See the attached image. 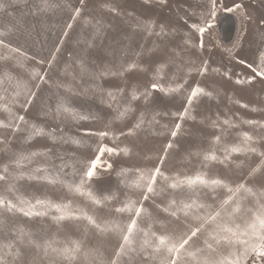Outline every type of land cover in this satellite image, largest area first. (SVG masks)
Returning a JSON list of instances; mask_svg holds the SVG:
<instances>
[{
	"label": "rangeland",
	"instance_id": "rangeland-1",
	"mask_svg": "<svg viewBox=\"0 0 264 264\" xmlns=\"http://www.w3.org/2000/svg\"><path fill=\"white\" fill-rule=\"evenodd\" d=\"M0 5V121L8 125L0 127V175L6 177L0 197L16 206L0 208V257L6 262L67 264L51 250L46 256L43 246H71L75 240L81 253L72 264H161L167 252L142 249L144 231L187 238L200 223L193 217L219 211L229 196V208L238 204L240 211L228 223L243 228L264 205V78L247 66L258 68L264 55V0H216L214 19L210 0H0ZM225 14L233 19L229 40L227 32H219ZM192 25L204 27L203 36ZM197 86L203 92L189 105ZM234 147L241 151L232 152ZM94 161L89 179L85 173ZM157 168L162 175L154 192L143 182L136 186L142 172ZM197 175L223 184L170 187L177 178ZM81 180L100 204L69 189ZM241 184L251 191L233 194L224 186ZM38 199L70 205L66 211L74 216L83 210L101 227L82 216L56 220L60 213L37 205ZM173 200L177 206L195 201L205 207H193L188 216L178 212L177 218L171 215ZM129 201L143 207L139 218L116 211ZM21 208L46 215L26 216ZM130 219L143 231H135L132 245L117 256L122 238L113 225L126 226ZM214 228L207 225L185 246L180 264H196L188 251L201 250L198 259L211 261L242 253L241 244L213 240L208 233ZM21 229L41 247L29 244L27 235L21 243Z\"/></svg>",
	"mask_w": 264,
	"mask_h": 264
},
{
	"label": "snow or ice",
	"instance_id": "snow-or-ice-1",
	"mask_svg": "<svg viewBox=\"0 0 264 264\" xmlns=\"http://www.w3.org/2000/svg\"><path fill=\"white\" fill-rule=\"evenodd\" d=\"M45 7H47V4L45 3ZM236 8H241L242 5L237 4L235 5ZM3 5H0V10H2ZM233 9H228V11H232ZM77 15H79V11L77 10ZM216 15V0H210V8H209V16L211 18H215ZM210 26V25H209ZM193 28H196V31L203 36V33L205 32L204 27L197 28L196 25H192ZM0 35H3V33H0ZM3 44V41H0V45ZM6 46V45H5ZM200 47H203V41L201 40ZM11 51H18V49H11ZM240 63H245L244 61H239ZM207 62H205L206 64ZM249 68H251L252 72L256 74V76L264 78V55L260 58V65L259 67H253L251 64L247 65ZM131 67H134L132 65ZM163 66H161L162 70ZM204 72H207V67L204 68ZM36 75H39L36 73ZM255 79L254 77L249 79V82L251 83L252 80ZM237 83H242L241 81H237ZM154 90L159 88V85L156 83H153L151 86ZM203 90L197 86L191 93V97L188 100L189 105L192 103V99H194L197 95L201 94ZM109 95H112V93H109ZM133 98H138L133 94ZM31 101L29 100L28 103ZM64 111L70 112L71 109L64 108ZM185 115H187V110H185ZM123 115V113H121ZM21 121L24 120V117H19ZM227 123V121H225ZM140 125L138 124L137 127ZM0 127H8V125H5L2 121H0ZM35 127V126H33ZM180 125H176L177 131L179 130ZM19 130V129H17ZM38 132H42L41 129L37 130ZM177 134L176 131L172 132V136L175 137ZM101 137L108 135L107 132H101L99 133ZM219 138H217L218 140ZM246 140H250L251 137L245 136ZM172 145L169 144L168 147L170 148ZM103 151H114V149H104ZM126 151V150H125ZM232 152H239L241 149L239 147H234L231 149ZM252 151H255V149H252ZM33 155H36L33 153ZM27 159V157H21V160ZM205 160H215V155H205ZM19 163V161H18ZM98 161H94L91 165V168L86 171V176L91 179L95 175V169L97 167ZM110 167V165H109ZM5 172H7V168L4 169ZM37 171H40V169H37ZM162 175L160 172V169H155L154 173H148V172H142L139 180L136 182V186L140 187L141 182H143V185L146 187L147 192L152 193L154 192V185L156 184V177ZM48 179V177H45ZM6 177L4 175H0V181H4ZM165 180L168 179V177H164ZM50 182H55L51 181ZM221 185L223 184L220 180H212L211 182L207 181L203 178L202 175H197L195 178H187L186 180H179V178L176 179L175 182L170 184V187L173 189H176L180 187L183 184H187L189 187H192L196 184H203V185ZM84 184L85 181L81 180V182L78 185H69V189L75 191L76 193H79L80 195H86L89 197V199L93 200L95 204H100L101 201L99 199H96L90 191L86 192L84 190ZM228 188L229 193H237L241 189H244L246 192H250V189L244 188V185L241 184L238 188L233 189L232 187H229L228 185H224ZM147 199V196L144 197ZM233 200V196H229L228 199L224 200L220 205V210L215 211L214 213L209 211L205 215H195L193 218L200 222L199 226L195 227L190 231V234L187 235V238H184L183 236L179 238V240L173 238L170 235L167 234H161L156 235L155 233H149L147 231H144V240L142 242L141 248H152L154 254L161 253L162 250H165L168 254L167 259H161V264H180V256L181 252L185 250V246L189 244V242L194 238L198 236V233H200L202 230H206L207 225H215V228L212 232L208 233V235L215 240L217 243L220 242V240L227 241L229 244L235 245V244H241L243 245V251L239 255L236 254L235 251L232 252L231 258L229 257H222L219 260L211 261L207 258L198 259V253L201 250L197 251H188L187 255L192 257L194 261H196V264H247V261L250 256H254V259L252 260V264H264V205H261L260 210L256 213H254L253 218L245 224L243 228L239 224H236L235 227H232L229 225L228 221L232 220V217L235 215V213L240 211L239 205L236 204L235 207L229 208V205L231 204ZM21 204H27V201L21 200ZM37 205H43L47 208H55L57 212L60 213V216L54 217L56 220H64L66 218H74V219H80L81 216L88 220L90 224L95 225L97 228H100V224L96 222V220L89 216L87 213L83 212L81 210V216H74L73 213L66 211L70 205L67 204H53L50 201L45 200H37ZM7 208V210H12L16 206L12 204L11 201H6L5 198L0 197V208ZM33 207H35L33 205ZM170 207H172L174 210L171 212V215L174 217H178V212H183L185 216H188L190 214L189 210L193 207L196 208H204L205 206L200 204L197 205L195 201L192 203H183L179 206L176 205V201L173 200L170 202ZM20 211L24 212V215L26 216H32V215H46L45 212H33L31 210L25 211L23 208L20 209ZM118 212L123 211H130L134 212V215L136 218H139L141 213L144 212L143 207L136 208L135 202L129 201L125 208H118L116 209ZM223 213V216H222ZM226 217V219H225ZM3 221L0 220V224H2ZM113 227L119 232L122 238V243L119 246V250L117 252V256H120L125 251V246H130L133 243V234L135 231H143L142 229H138L137 225V219H130V222L125 225L120 224H114ZM28 236V243L34 244L35 247L40 248L41 245L37 244L35 241L31 239L30 234H26L23 232V230H20V242L23 243L24 236ZM154 238V239H153ZM6 247L11 248V245H6ZM44 252L47 256L48 251L51 250L52 253L55 254V256L63 261H66L67 264H72L73 261H75L78 257V254L81 253V243L78 241H71V246L68 244H65L63 247H55L54 242H47L44 246ZM209 249H213L212 244H208ZM16 257L18 258L20 256V253L17 252ZM88 253H85V256H87ZM0 264H9V262H6L3 257H0ZM11 264H14V261L11 262ZM51 264H56L55 261H52ZM110 264H118L117 260H113L110 262Z\"/></svg>",
	"mask_w": 264,
	"mask_h": 264
},
{
	"label": "water",
	"instance_id": "water-1",
	"mask_svg": "<svg viewBox=\"0 0 264 264\" xmlns=\"http://www.w3.org/2000/svg\"><path fill=\"white\" fill-rule=\"evenodd\" d=\"M228 18H229V20L225 22L224 26H221V30H222V33H223V31L226 30V27H229V28H227L228 30H226L227 34L225 36V38H227L229 40V39H231V35H232V31H233L234 27H233V24H232L233 23L232 17L228 15ZM230 25H232V27Z\"/></svg>",
	"mask_w": 264,
	"mask_h": 264
},
{
	"label": "bare ground",
	"instance_id": "bare-ground-1",
	"mask_svg": "<svg viewBox=\"0 0 264 264\" xmlns=\"http://www.w3.org/2000/svg\"><path fill=\"white\" fill-rule=\"evenodd\" d=\"M228 20H229L228 15L225 14L223 17L220 18V23H222V24L224 25L225 22L228 21ZM218 26H219V25H218ZM220 29H221V28H219V32H220ZM225 32H227V31L224 30L223 33H225ZM221 33H222V30H221ZM225 36H226V35H225Z\"/></svg>",
	"mask_w": 264,
	"mask_h": 264
}]
</instances>
